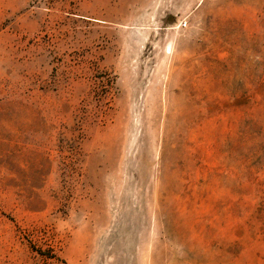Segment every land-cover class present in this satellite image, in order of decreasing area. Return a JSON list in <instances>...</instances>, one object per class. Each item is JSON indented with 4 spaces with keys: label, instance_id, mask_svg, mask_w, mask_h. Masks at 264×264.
<instances>
[{
    "label": "rangeland",
    "instance_id": "obj_1",
    "mask_svg": "<svg viewBox=\"0 0 264 264\" xmlns=\"http://www.w3.org/2000/svg\"><path fill=\"white\" fill-rule=\"evenodd\" d=\"M0 264H264V0H0Z\"/></svg>",
    "mask_w": 264,
    "mask_h": 264
},
{
    "label": "trees",
    "instance_id": "obj_2",
    "mask_svg": "<svg viewBox=\"0 0 264 264\" xmlns=\"http://www.w3.org/2000/svg\"><path fill=\"white\" fill-rule=\"evenodd\" d=\"M40 253H42L43 255H46L48 257H55L54 256L55 254H51V252H40Z\"/></svg>",
    "mask_w": 264,
    "mask_h": 264
}]
</instances>
